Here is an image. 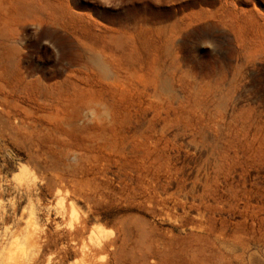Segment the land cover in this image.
<instances>
[{"label":"rangeland","instance_id":"rangeland-1","mask_svg":"<svg viewBox=\"0 0 264 264\" xmlns=\"http://www.w3.org/2000/svg\"><path fill=\"white\" fill-rule=\"evenodd\" d=\"M264 264V0H0V261Z\"/></svg>","mask_w":264,"mask_h":264},{"label":"bare ground","instance_id":"bare-ground-1","mask_svg":"<svg viewBox=\"0 0 264 264\" xmlns=\"http://www.w3.org/2000/svg\"><path fill=\"white\" fill-rule=\"evenodd\" d=\"M20 260H21V256L16 255L15 253L9 251L3 260L4 262L1 263L0 261V264H23L22 262H20Z\"/></svg>","mask_w":264,"mask_h":264}]
</instances>
